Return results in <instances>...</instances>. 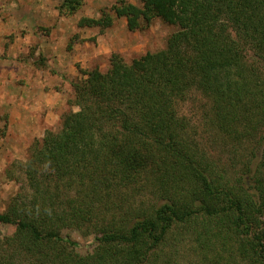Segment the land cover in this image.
<instances>
[{
	"label": "trees",
	"instance_id": "16d2710c",
	"mask_svg": "<svg viewBox=\"0 0 264 264\" xmlns=\"http://www.w3.org/2000/svg\"><path fill=\"white\" fill-rule=\"evenodd\" d=\"M57 1L62 17L83 4ZM138 1L111 7L129 31L154 19L177 31L163 50L112 54L106 72L72 83L77 111L32 144L0 213L15 229L0 264H264V0ZM191 93L240 167L198 149L178 108ZM64 230L94 235L92 251Z\"/></svg>",
	"mask_w": 264,
	"mask_h": 264
},
{
	"label": "rangeland",
	"instance_id": "374dc122",
	"mask_svg": "<svg viewBox=\"0 0 264 264\" xmlns=\"http://www.w3.org/2000/svg\"><path fill=\"white\" fill-rule=\"evenodd\" d=\"M118 0H83L69 17L58 15L57 0H0V213L18 193L23 176L21 165L34 142L45 131L57 132L63 115L72 106V83L82 72L97 68L106 72L110 57L118 54L130 62L145 53L163 50L177 27L154 19L148 27L129 31L124 18H117L112 6ZM140 7L138 0H125ZM110 16L112 24L98 28H77L81 18ZM179 114L188 122L198 149L215 163L227 165L234 157L212 135L209 101L191 93L180 103ZM241 157V156H238ZM14 227L0 224V240L14 234ZM62 237L77 243V251L93 249V236L64 230Z\"/></svg>",
	"mask_w": 264,
	"mask_h": 264
}]
</instances>
